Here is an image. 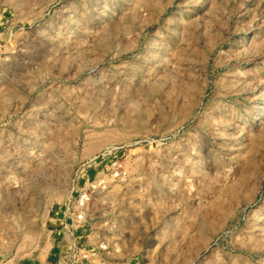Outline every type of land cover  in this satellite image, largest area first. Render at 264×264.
<instances>
[{
    "label": "rangeland",
    "instance_id": "374dc122",
    "mask_svg": "<svg viewBox=\"0 0 264 264\" xmlns=\"http://www.w3.org/2000/svg\"><path fill=\"white\" fill-rule=\"evenodd\" d=\"M0 264H264V0H0Z\"/></svg>",
    "mask_w": 264,
    "mask_h": 264
}]
</instances>
